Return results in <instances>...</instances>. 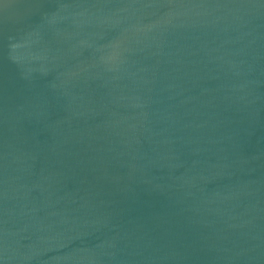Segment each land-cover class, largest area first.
I'll return each mask as SVG.
<instances>
[{
    "label": "water",
    "instance_id": "1",
    "mask_svg": "<svg viewBox=\"0 0 264 264\" xmlns=\"http://www.w3.org/2000/svg\"><path fill=\"white\" fill-rule=\"evenodd\" d=\"M0 264H264V0H0Z\"/></svg>",
    "mask_w": 264,
    "mask_h": 264
}]
</instances>
